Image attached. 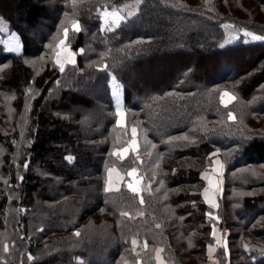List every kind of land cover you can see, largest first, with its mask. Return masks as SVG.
I'll use <instances>...</instances> for the list:
<instances>
[{
  "label": "trees",
  "instance_id": "obj_1",
  "mask_svg": "<svg viewBox=\"0 0 264 264\" xmlns=\"http://www.w3.org/2000/svg\"><path fill=\"white\" fill-rule=\"evenodd\" d=\"M216 1L0 0V37L15 31L22 44L0 43V264H159L158 247L164 264H207L214 224L243 231L216 255L264 264L253 239L264 242V128L240 116L264 117V40H232L222 27L264 36V22L238 21ZM113 9L125 19L108 30L102 14ZM62 25L77 56L63 72L51 51ZM109 74L122 85V134ZM222 85L235 104L220 103ZM132 127L137 151L121 160L112 153ZM185 135L194 143L169 142ZM213 150L225 164L217 208L200 175ZM109 165L136 167L140 192H106Z\"/></svg>",
  "mask_w": 264,
  "mask_h": 264
},
{
  "label": "rangeland",
  "instance_id": "obj_2",
  "mask_svg": "<svg viewBox=\"0 0 264 264\" xmlns=\"http://www.w3.org/2000/svg\"><path fill=\"white\" fill-rule=\"evenodd\" d=\"M189 1L192 2V0H189ZM216 6H217V9L219 11H221V12H228L235 19H237L238 21H242V22L245 21L247 23H250V22L253 23V21L254 22L255 21L264 22V4H260L259 2H256V0H217L216 1ZM227 23L222 24V27H224V30H225L226 35L228 36V38H231L232 40L237 39L238 37L240 39L243 38V40H246V41L252 40L250 37H246V36L243 35V33L245 31H248V32H251V33L257 35L256 32H254L253 30H248L245 26H242L239 23L238 24H233L231 22H227ZM102 25L105 27L104 22H102ZM3 26L7 30V26L4 23H3ZM12 34H16V32L15 31L8 32L6 34V36H4V37L1 36L0 38H1L2 41L7 42V41L10 40V37H11ZM16 36L18 37L17 34H16ZM63 38H64V35H63V30H62L61 31V34L58 37H56V40L54 41V45H53L54 47L51 50L52 51V56L55 59V61H56V53L58 51H60V49H57L55 46H56V44L59 43V40H61ZM68 39H69V37H68ZM68 39L66 41V46L71 51H73L70 48V44H69L70 43L69 42L70 40H68ZM19 42H20L19 52H15V53H21L22 52V44H21L20 39H19ZM3 45H4V49L6 51H8L7 48H6V43H3ZM61 59H63V56H61ZM74 60H75V63H76V61H77L76 53L74 55ZM93 63H95V62H93ZM67 64H70V63H65V65H67ZM15 76L16 75L14 73V77ZM113 76H114L113 74H109L108 85H109V89H110L109 91H110V97H111V100H112V104L114 105V110H116V98L112 95V77ZM116 81H117V83L120 84V82L117 79H116ZM222 86L223 87L218 88V91H217V96L219 98L220 103H222L221 102V94L223 92H228L232 97H234V99L228 105H230L232 103L235 104L234 101H235L236 95L234 94V91L229 89V87H230L229 85H226V86L225 85H222ZM237 105H239V104L237 103ZM121 110L124 113L125 107H124V104H123L122 89H121ZM229 113H232L233 114V117L235 118L234 111L232 109H230L227 112L228 119H230L229 118V115H228ZM240 116L246 122L250 123L251 126H256V127L264 128V117H257V116L256 117H253L252 115H250L248 113L247 108H245V110H243L242 108L240 109ZM234 118H232L231 120H234ZM121 129H122V131H119V133H121V134L123 133V130L127 131V128L125 127V124L124 125H121ZM123 147H121L119 150H121ZM125 147H126V145H125ZM116 151H118V150H116ZM212 153H215L216 155L215 156H212V160H209V164L201 171L200 175L203 178V175L205 173H207V175L212 178V180L214 182V187H213V190H212V198H213V200H215L218 197V202H219V198H220V196L224 192V185H225L224 170H225V164H224L223 160L220 157L219 150H213L210 154H212ZM210 154H209V156H210ZM217 159L224 165V167L222 169H219L218 168L216 172H213L212 171L213 168H216L217 166L212 161L217 160ZM109 168H115L116 170L119 171V173L121 174V176L124 177V180L122 182H115L114 181V186H113V189L112 190H118L119 188H121L124 185L127 187V184L131 182V183L135 184V186L138 188V193L140 192V190H141L142 177L138 174V169L136 167H133V168H136V176L135 177H128L127 176V173H125L124 171H121V169L117 168L116 165H109L106 168L105 181L107 179V170ZM131 169H129V170H131ZM137 180H139V183L138 184H136V181ZM203 180H204V185H203L204 187L202 189V193H203V191H204L205 188H208L209 187L208 180L205 179V178H203ZM217 182H218V186H217ZM217 205H218V203H217ZM213 227H215V229H216V235H215V237H213V239H214L213 242L210 243V245H209V247H211V251L210 252L213 251L212 249H215L214 247H216V249L219 247L220 248L219 251L220 250L221 251L224 250V252L226 254H227V251L229 253V248H231L230 245H229V235H230V232H231L230 230L238 231L241 236L243 234L242 229L238 225H237V227L233 225V227L228 228V229L227 228H221L220 229V228L217 227L216 224H214L212 226V231H213ZM253 239L256 242H261L260 244H263L264 243L263 241L256 240V238H253ZM220 244L222 246H218ZM238 244H239V242H238ZM245 245H249V244H245ZM233 246H236V245H234V243H233ZM246 247H248V246H246ZM159 249L161 250V248L158 247L155 252L157 253V250H159ZM216 249H215V251H216ZM241 255H244V254H239V256H237L236 259H235L236 262H238L240 260H243V258H242ZM217 257H218V260L220 262H225L226 263L228 260L230 261V257L229 258L228 257L226 258V255H222L221 258H220V256L217 255ZM251 259H255V257H253ZM155 260H156V255H155ZM210 262H212V261H210ZM137 264H143V263H141L139 261Z\"/></svg>",
  "mask_w": 264,
  "mask_h": 264
},
{
  "label": "snow or ice",
  "instance_id": "obj_3",
  "mask_svg": "<svg viewBox=\"0 0 264 264\" xmlns=\"http://www.w3.org/2000/svg\"><path fill=\"white\" fill-rule=\"evenodd\" d=\"M207 2V0H206ZM102 18H103V22L105 27L108 30H111L113 27H118L119 24L121 23L122 20L125 19L124 16H121L115 9H113L111 12H108L107 10H105L102 14ZM72 27H73V31L74 32H80V25L78 22L73 21L72 22ZM62 30H63V35L64 38L59 40V43L56 44V48L60 49V51H58L56 53V63L59 65V69L61 72L64 71V65L65 63H70V64H74L75 60H74V55L75 53L73 51H71L67 46H66V41L68 39V34H69V29L67 27H64L62 25ZM6 31V28L3 26V21L0 20V32H4ZM244 36L246 37H250L252 40H264V36L261 35H255L251 32L245 31L243 33ZM0 43H6V48L8 51L10 52H19L20 49V42H19V38L16 36V34H12L10 37V40L7 42L4 41H0ZM49 47L51 48L52 45H49ZM221 47H224L223 45ZM80 52H83L82 49L79 50ZM61 56H63V59H61ZM121 89H122V85H120L119 83H117L116 81V77L113 76L112 77V95L116 98V116L118 117V119L116 120V124L118 126L123 125L124 123V113L121 110ZM14 98V97H13ZM234 99V97H232L228 92H223L221 94V102L224 104L225 107L228 106V104ZM229 118L232 119L233 114L229 113ZM131 135H132V139L131 142L128 146L123 147L121 150L115 151L112 154L115 156H118L121 160H123L126 155L129 153V151L132 152H136L137 151V128L133 127L131 129ZM176 140H182V141H188L189 143H194V141L190 140L188 136H179V137H171L169 142H173ZM153 147H155V145H153ZM215 153L210 154V156L208 157L209 160H212V156H215ZM139 157H137L138 159ZM66 159L71 162L73 160V157L68 156L66 157ZM217 167L213 168V172H216L217 169H222L224 167V165L217 159L212 161ZM24 168L28 167V163L26 162L23 165ZM127 176L128 177H135L136 176V168H132L131 170H129L127 172ZM203 178L208 180V188H205L202 195L204 197V201L206 204H208L210 207L212 208H217L218 205L217 203L213 200L212 198V190L214 187V182L212 180V178L210 176L207 175V173H205L203 175ZM20 179L22 180L23 178L20 177ZM124 180V177L121 176V174L119 173L118 170H116L115 168H109L107 170V179L105 181V191H111L113 189L114 186V181L115 182H122ZM139 183V180L136 181V184ZM217 186H218V182H217ZM128 189L136 194L138 193V188L135 186V184L133 183H128L127 184ZM141 203H143V201L141 200ZM193 205H195V202H193ZM122 216H128L129 214L127 212H121ZM207 215L209 216V218L214 219V220H218V217H213L211 212L207 213ZM131 218V217H129ZM157 228L160 227L159 224L156 225ZM75 235L79 236L80 233L77 232L75 233ZM212 235L213 237H215L216 235V229L215 227H213V231H212ZM137 243V241L135 239L132 240V244L135 245ZM145 247H147V242H145ZM7 246L5 245L4 247V251L6 252ZM162 250H157V259H160V252ZM209 251H211V247H209ZM29 259H31V257H29Z\"/></svg>",
  "mask_w": 264,
  "mask_h": 264
},
{
  "label": "crops",
  "instance_id": "obj_4",
  "mask_svg": "<svg viewBox=\"0 0 264 264\" xmlns=\"http://www.w3.org/2000/svg\"><path fill=\"white\" fill-rule=\"evenodd\" d=\"M122 95H123V92H122ZM216 203H218V197L214 200ZM210 245V244H209ZM209 245L207 247V255H208V263L207 264H228V261L225 263V262H220L218 260V257L216 255V247H214L215 249H212L213 251L210 252L209 251ZM221 245V244H220ZM160 250V249H159ZM156 261L157 263L159 264H164V260L162 258V255H161V252H160V259H157V254H156ZM212 261V262H210Z\"/></svg>",
  "mask_w": 264,
  "mask_h": 264
}]
</instances>
